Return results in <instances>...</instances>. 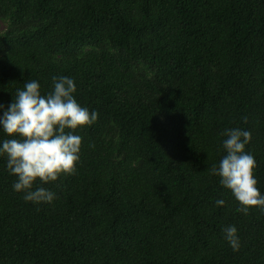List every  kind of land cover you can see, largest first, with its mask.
Here are the masks:
<instances>
[{"label":"trees","instance_id":"trees-1","mask_svg":"<svg viewBox=\"0 0 264 264\" xmlns=\"http://www.w3.org/2000/svg\"><path fill=\"white\" fill-rule=\"evenodd\" d=\"M53 76L98 119L73 132L75 173L34 183L51 203L0 156V264H264V210L210 173L220 133L250 131L264 195V0H0V104Z\"/></svg>","mask_w":264,"mask_h":264},{"label":"clouds","instance_id":"clouds-1","mask_svg":"<svg viewBox=\"0 0 264 264\" xmlns=\"http://www.w3.org/2000/svg\"><path fill=\"white\" fill-rule=\"evenodd\" d=\"M53 90L42 95L40 84L31 80L17 89L15 99L0 116V129L10 139L0 144V156L6 157V167L16 177L13 190L23 193L26 202L51 203L55 193L45 187H36L57 180L59 175H72L79 160L82 138L73 134L78 127L91 126L98 119L96 111L82 107L74 97V78L52 77ZM246 121V118H245ZM222 142L226 155L213 165L210 173L220 178V184L231 191L239 207L247 214L252 207L264 210V195L257 187L253 170L256 160L245 151L251 141V132L240 128L225 129ZM94 147V145H93ZM217 205L225 201L217 200ZM224 239L233 251H239L240 240L234 225L223 229Z\"/></svg>","mask_w":264,"mask_h":264}]
</instances>
